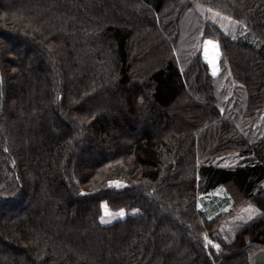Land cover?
<instances>
[{"label": "trees", "instance_id": "1", "mask_svg": "<svg viewBox=\"0 0 264 264\" xmlns=\"http://www.w3.org/2000/svg\"><path fill=\"white\" fill-rule=\"evenodd\" d=\"M105 205L125 215L102 222ZM262 248L264 0H0V264H251Z\"/></svg>", "mask_w": 264, "mask_h": 264}, {"label": "rangeland", "instance_id": "2", "mask_svg": "<svg viewBox=\"0 0 264 264\" xmlns=\"http://www.w3.org/2000/svg\"><path fill=\"white\" fill-rule=\"evenodd\" d=\"M207 15H208V18L211 21H213L214 23L218 24L227 33H229L232 36H236L237 35L238 29H239V25H240L237 21H235L234 19H232L230 17L224 16V15L220 14L219 12H216V11L211 10V9L207 10ZM206 41H209V40H206ZM213 44L216 45L217 47H213V45H206L205 41H204V43H203V51H202V59L205 62H207V64L212 65V69H211L212 72H213L214 68H216L217 71H218V68H217L218 64L217 63H218V59H219V57L221 55L220 50L218 51V49H219L218 44L214 43V42H213ZM214 195H216V197L219 198L220 201L223 200V199H226V198L228 199V194L226 193V191H225V189L223 187L219 188L218 190H216ZM206 197L207 196H205L202 200L205 201V202L207 201V202L211 203V200L213 198H211V197L206 198ZM199 206H200V208L202 209L203 212L208 210V209H205V206H203V204H201V205L199 204ZM227 207L228 206L225 205V207H223L222 210L227 209ZM218 212H220V209H217L216 212H213V213H210V214L208 213L207 216L209 218L214 217ZM249 216H251L250 207L244 206V207L238 209L236 212H234V214L231 215L228 218V220L224 221L222 226L225 229L226 228H230V226H232L233 223L235 221H237V219H239V220L240 219H246ZM113 217H115V216L114 215L113 216H105V221H110V220L113 219ZM205 239H206V237H205ZM207 240L212 242L211 244H207L208 246H210V247H212L214 249H217L213 245H219L218 241L212 240V239H209V238H207ZM249 260H250L251 264H264V248H262L261 250L255 252L254 254L250 255L249 256Z\"/></svg>", "mask_w": 264, "mask_h": 264}, {"label": "snow or ice", "instance_id": "3", "mask_svg": "<svg viewBox=\"0 0 264 264\" xmlns=\"http://www.w3.org/2000/svg\"><path fill=\"white\" fill-rule=\"evenodd\" d=\"M205 44L206 45H213V47H217L216 45H214L213 44V42L212 41H205ZM216 71H217V69L216 68H214L213 69V74L215 75L216 74ZM115 184H116V186H120V184H119V182H115ZM82 194H84V193H82ZM104 215L105 216H112V215H117V216H120V217H123L124 215H125V211L124 210H120L118 213H112V212H110V211H108V209H107V206L105 205L104 206ZM249 218H251V217H249ZM102 219V222H108V221H104L103 220V217L101 218ZM212 242L211 241H208L207 240V238H206V244H211ZM214 247H216L217 249L220 247L219 245H213Z\"/></svg>", "mask_w": 264, "mask_h": 264}]
</instances>
